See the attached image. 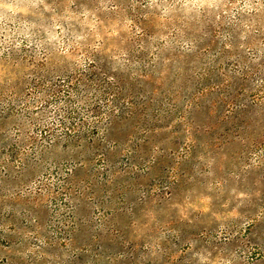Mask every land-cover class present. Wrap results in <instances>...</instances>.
<instances>
[{"label": "rangeland", "instance_id": "1", "mask_svg": "<svg viewBox=\"0 0 264 264\" xmlns=\"http://www.w3.org/2000/svg\"><path fill=\"white\" fill-rule=\"evenodd\" d=\"M0 264H264V0H0Z\"/></svg>", "mask_w": 264, "mask_h": 264}]
</instances>
